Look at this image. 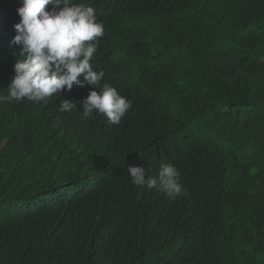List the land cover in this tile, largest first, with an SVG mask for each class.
Here are the masks:
<instances>
[{
  "label": "trees",
  "instance_id": "obj_1",
  "mask_svg": "<svg viewBox=\"0 0 264 264\" xmlns=\"http://www.w3.org/2000/svg\"><path fill=\"white\" fill-rule=\"evenodd\" d=\"M84 2L104 25L92 66L132 108L83 118L75 85L0 103V264H264V0ZM18 6L0 0L3 95ZM161 162L175 201L126 172Z\"/></svg>",
  "mask_w": 264,
  "mask_h": 264
},
{
  "label": "clouds",
  "instance_id": "obj_2",
  "mask_svg": "<svg viewBox=\"0 0 264 264\" xmlns=\"http://www.w3.org/2000/svg\"><path fill=\"white\" fill-rule=\"evenodd\" d=\"M17 3L19 23L14 25L16 34L11 44L20 48L24 58L14 63V75L6 87L7 94H0V103L27 100L46 104L55 94L71 91L74 85L91 86L93 90L80 102V115L87 119L101 115L110 124H120L133 102L104 80V71L92 66L104 62L98 52L104 25L98 21L96 9L84 0ZM59 111H76V106L62 100ZM126 172L132 185L154 189L170 201L184 195L181 172L172 163L161 162L152 174L142 165H129Z\"/></svg>",
  "mask_w": 264,
  "mask_h": 264
}]
</instances>
